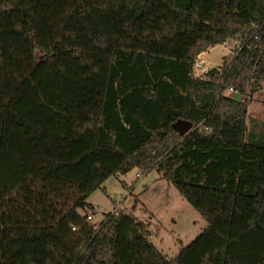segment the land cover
Returning <instances> with one entry per match:
<instances>
[{
  "label": "trees",
  "instance_id": "1",
  "mask_svg": "<svg viewBox=\"0 0 264 264\" xmlns=\"http://www.w3.org/2000/svg\"><path fill=\"white\" fill-rule=\"evenodd\" d=\"M263 81L264 0H0V264H264V137L246 123ZM133 168L207 222L170 259L131 212L86 218Z\"/></svg>",
  "mask_w": 264,
  "mask_h": 264
},
{
  "label": "rangeland",
  "instance_id": "2",
  "mask_svg": "<svg viewBox=\"0 0 264 264\" xmlns=\"http://www.w3.org/2000/svg\"><path fill=\"white\" fill-rule=\"evenodd\" d=\"M235 40L227 39L225 45H214L197 56L196 60H202L208 70L219 67L223 56L236 52L238 46ZM233 97L244 100L247 95L235 93ZM246 123L247 129L250 132L253 130L255 141L264 137V81L248 104ZM86 201L94 207L93 212H87L91 215L93 226H97L108 212H131L146 226L152 243L168 259L174 257L207 225L206 220L179 195L173 184L162 178L154 168L143 174L133 168L125 174L109 176L101 188L89 194ZM80 212L83 213V209Z\"/></svg>",
  "mask_w": 264,
  "mask_h": 264
},
{
  "label": "built area",
  "instance_id": "3",
  "mask_svg": "<svg viewBox=\"0 0 264 264\" xmlns=\"http://www.w3.org/2000/svg\"><path fill=\"white\" fill-rule=\"evenodd\" d=\"M226 41L223 42L222 44L225 45ZM235 41H236L237 46H239L238 40H235ZM206 71H208V68L206 69V67H205L204 63L202 62V60H195L194 61L193 68H192L193 76H195V77H204V76H202V74H204ZM229 90H232V88H229ZM205 130L208 131L210 129L205 128ZM86 218H87V220H90L91 215L88 214Z\"/></svg>",
  "mask_w": 264,
  "mask_h": 264
},
{
  "label": "water",
  "instance_id": "4",
  "mask_svg": "<svg viewBox=\"0 0 264 264\" xmlns=\"http://www.w3.org/2000/svg\"><path fill=\"white\" fill-rule=\"evenodd\" d=\"M173 128L178 132L179 135H184L191 130L192 123L187 120H178L173 124Z\"/></svg>",
  "mask_w": 264,
  "mask_h": 264
},
{
  "label": "crops",
  "instance_id": "5",
  "mask_svg": "<svg viewBox=\"0 0 264 264\" xmlns=\"http://www.w3.org/2000/svg\"><path fill=\"white\" fill-rule=\"evenodd\" d=\"M209 48H211V47H209ZM209 48H208V49H209ZM205 51H206V50H205ZM205 51H202L201 53H199L198 56H199V55H202ZM142 174H143V173H142Z\"/></svg>",
  "mask_w": 264,
  "mask_h": 264
}]
</instances>
